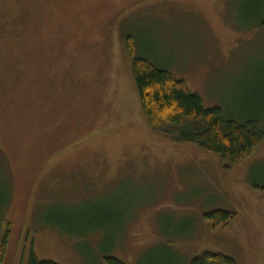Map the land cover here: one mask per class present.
<instances>
[{"label":"rangeland","instance_id":"rangeland-1","mask_svg":"<svg viewBox=\"0 0 264 264\" xmlns=\"http://www.w3.org/2000/svg\"><path fill=\"white\" fill-rule=\"evenodd\" d=\"M263 5L0 7V217L10 225L0 264H27L31 252L55 264H188L202 253L264 264V190L253 186L264 185V138L223 170L175 131L149 126L132 75V60L144 57L183 79L205 107L260 106L264 23L244 28ZM218 210L234 214L224 228L204 218Z\"/></svg>","mask_w":264,"mask_h":264},{"label":"trees","instance_id":"trees-1","mask_svg":"<svg viewBox=\"0 0 264 264\" xmlns=\"http://www.w3.org/2000/svg\"><path fill=\"white\" fill-rule=\"evenodd\" d=\"M10 1L0 0V7ZM247 18L250 24L244 29L261 27L264 23V5L250 13ZM125 43L127 53L133 56L134 45L130 36L126 38ZM132 75L141 112L149 126L156 133L173 134L175 131L174 138L178 143L196 145L202 152L217 156L223 170H228L249 155L264 138V94L260 99L259 92L255 93L254 98L262 104H252L247 110L244 107L233 110L219 105L205 107L201 97L191 92L183 79H177L169 70L144 57L132 60ZM253 186L264 190V185ZM204 218L213 222L214 228H224L233 221L234 214L218 210L206 214ZM0 226L6 228L0 240L2 261L10 235V225L0 217ZM106 260L108 264H123L114 258L108 257ZM27 264L55 263L40 261L31 252ZM188 264L236 262L225 255L202 253Z\"/></svg>","mask_w":264,"mask_h":264}]
</instances>
